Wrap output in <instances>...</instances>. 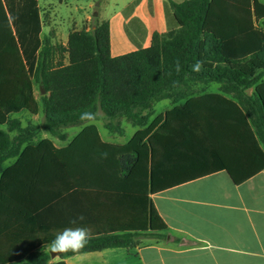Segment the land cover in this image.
<instances>
[{
    "label": "trees",
    "instance_id": "1",
    "mask_svg": "<svg viewBox=\"0 0 264 264\" xmlns=\"http://www.w3.org/2000/svg\"><path fill=\"white\" fill-rule=\"evenodd\" d=\"M170 4L174 28L113 57L109 22L54 45L42 37L38 0H0V264H50L45 246L79 214L92 238L54 264L164 239L151 195L220 171L240 185L264 170V0ZM211 83L221 93L198 94ZM163 100L174 107L150 122L144 111ZM24 111L42 112L53 134L101 114L110 133H124L122 118L139 130L120 145L92 124L66 147L45 139L23 148L32 127L10 117ZM8 125L27 135L11 138Z\"/></svg>",
    "mask_w": 264,
    "mask_h": 264
},
{
    "label": "crops",
    "instance_id": "2",
    "mask_svg": "<svg viewBox=\"0 0 264 264\" xmlns=\"http://www.w3.org/2000/svg\"><path fill=\"white\" fill-rule=\"evenodd\" d=\"M99 1L95 17L96 0H57L55 9L51 0H38L42 37L67 46L72 32L92 30L95 20L107 21L111 54L122 56L150 47L155 33L174 28L170 3L182 0H115L112 9L108 0ZM211 84L203 85L208 89L199 95L221 93L220 84L216 90L210 89ZM102 138L123 145L111 137ZM151 199L168 226L164 239L141 236L136 247L78 254L66 258V263L264 264V170L240 185L227 171H220L151 195Z\"/></svg>",
    "mask_w": 264,
    "mask_h": 264
},
{
    "label": "rangeland",
    "instance_id": "3",
    "mask_svg": "<svg viewBox=\"0 0 264 264\" xmlns=\"http://www.w3.org/2000/svg\"><path fill=\"white\" fill-rule=\"evenodd\" d=\"M53 3V8L55 9L58 6L57 0H51ZM110 3V9L114 7V2L115 0H108ZM99 0H96L97 4ZM103 3H108L107 0H103ZM100 8L96 7L93 12H99ZM96 20H95V25H96ZM219 84L218 83H212L211 84V90H216L218 88ZM35 95L38 100L41 99L42 93L40 91V85L35 83ZM198 94L202 92L203 89H208L207 86L203 85H198L197 87ZM174 107V104L171 100H163L160 102H157L154 107L151 110H146L144 111V114H150V122H152L156 117H158L161 114H164L169 108ZM15 120L20 121V127L21 129H27L31 128L30 134H32L33 138L30 143H26L23 148H25L28 144L36 145L40 143L41 141L45 139H50L52 140L55 145L57 146H64L68 144L69 142H72L74 138L82 132V130L89 126V125H96L99 130L101 135L104 138L111 137L113 138L116 142H119L121 144H127L129 143L132 138L135 136L136 132L139 130L138 127H135L133 124L129 123L126 119L122 118L120 121L122 123V127L124 129L123 134L119 133H110L106 128H105V120L104 116L102 114L95 120L84 122L80 125L76 126H68V127H60L57 129V133L53 134L50 131L46 129V121L44 118V114L40 112L38 115H32L31 113L24 111L21 112L20 114L12 115L10 117V122H13ZM10 125L5 126L4 129L9 132V135L11 138H15L19 135H27V133H22L21 131L10 130ZM28 133V134H29ZM16 161V158L9 159L8 161L5 162V167H9L13 165ZM45 251L50 253L47 248H45ZM57 257L51 259H56ZM50 261V262H51Z\"/></svg>",
    "mask_w": 264,
    "mask_h": 264
},
{
    "label": "clouds",
    "instance_id": "4",
    "mask_svg": "<svg viewBox=\"0 0 264 264\" xmlns=\"http://www.w3.org/2000/svg\"><path fill=\"white\" fill-rule=\"evenodd\" d=\"M200 67V61H197L193 66L195 71H199ZM177 71H179L178 63ZM94 118L95 114L91 112H83L80 115L81 120H92ZM103 156L106 158L107 153H104ZM85 219L86 217L83 214L72 217L69 220V224L73 226L64 227L62 230L58 231L54 239L45 246L47 250L52 254L55 253L57 257L66 253H79L89 244L92 238L90 228L81 223L85 221Z\"/></svg>",
    "mask_w": 264,
    "mask_h": 264
},
{
    "label": "water",
    "instance_id": "5",
    "mask_svg": "<svg viewBox=\"0 0 264 264\" xmlns=\"http://www.w3.org/2000/svg\"><path fill=\"white\" fill-rule=\"evenodd\" d=\"M96 6H97V7L100 6V1L96 4ZM94 16L97 17V16H98V13L96 12V13L94 14ZM41 90H42V94H45V90H44L42 87H41ZM51 256H52L53 258L57 257L55 253L51 254Z\"/></svg>",
    "mask_w": 264,
    "mask_h": 264
}]
</instances>
